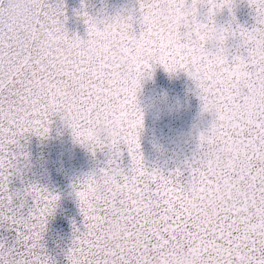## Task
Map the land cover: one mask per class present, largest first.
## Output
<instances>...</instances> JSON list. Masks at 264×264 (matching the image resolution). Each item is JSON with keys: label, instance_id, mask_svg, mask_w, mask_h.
<instances>
[{"label": "snow or ice", "instance_id": "1", "mask_svg": "<svg viewBox=\"0 0 264 264\" xmlns=\"http://www.w3.org/2000/svg\"><path fill=\"white\" fill-rule=\"evenodd\" d=\"M249 2L256 13L252 28L217 24V10H231L234 0H139L138 15L104 19L84 7L77 14L85 18L87 39L69 34L63 0H31L33 14L24 26L0 22V220L15 230L14 243L0 241V264H55L43 235L59 194L37 184L27 185L23 194L8 186L27 160L21 138L47 135L56 105L74 123L104 119L123 129L130 165L121 167L120 147L113 142L111 158L100 171L124 172L143 202L121 209L131 231L162 247H197L203 264H264V0ZM202 6L207 8L203 15ZM157 63L193 79L204 109H215L214 127L225 142L239 137L249 144L244 180L253 186V196H245L239 206L222 205L213 219L205 220L202 212L196 214L200 220L185 214L181 193L188 174L211 183L215 169L186 161L184 168L165 173L149 168L138 151L135 88L140 74ZM93 179L87 175L73 184L82 204ZM25 197L33 201L27 212ZM80 211L90 229L95 217L85 207ZM111 211L106 207L102 215ZM106 247L98 232L76 226L68 264H101ZM115 258L120 264L140 260L135 247L115 249Z\"/></svg>", "mask_w": 264, "mask_h": 264}, {"label": "water", "instance_id": "2", "mask_svg": "<svg viewBox=\"0 0 264 264\" xmlns=\"http://www.w3.org/2000/svg\"><path fill=\"white\" fill-rule=\"evenodd\" d=\"M66 9V27L70 35L78 34L87 39V24L78 10L86 7L93 17L104 19L117 13L138 15L139 0H63ZM201 14H206L202 6ZM217 24H239L246 28L256 25L255 8L249 0H234V7H224L215 14ZM193 79L184 71H167L162 64H155L151 78L145 83L140 97L144 106L143 128L140 135V151L149 168H163L167 173L177 167L184 168L191 146L177 149L172 138L180 131L191 127L201 112L200 97L195 92ZM179 104L177 110L175 105ZM211 119V116H208ZM23 150L28 153L20 173L9 178V191L23 194L29 184H37L58 193L60 199L55 212L49 216L43 235L45 250L55 264H68L66 252L73 240V229L83 226V214L73 190L76 180L86 174L93 165L104 166L111 158L105 147L93 155L77 143L70 129L60 116L53 118L50 131L45 136L27 133L21 138ZM119 163L127 168L131 163L127 144H120ZM167 149L162 154L160 149ZM33 201L25 197L23 211ZM0 241L15 242V230L8 221L0 220Z\"/></svg>", "mask_w": 264, "mask_h": 264}, {"label": "clouds", "instance_id": "3", "mask_svg": "<svg viewBox=\"0 0 264 264\" xmlns=\"http://www.w3.org/2000/svg\"><path fill=\"white\" fill-rule=\"evenodd\" d=\"M30 3L31 0H0V22L13 26L16 24L26 25L27 17L33 14L29 6ZM151 76V70L141 73L135 88L134 105L141 119L136 128L139 152H141L140 135L144 118V106H142L140 97L143 94L145 83ZM194 90L197 94L196 85ZM175 107L178 110L180 106L177 104ZM209 115L211 119H208ZM56 116H60L67 128L70 129L73 139L93 155L96 152L93 150L94 146L103 145L104 148L109 149L113 142L119 146L124 143L123 129L117 122L99 119L84 124L74 123L64 112L62 106L56 105L49 116V131L53 118ZM216 123L215 109H204L201 101L199 117L190 128L178 132L172 138V143L177 149L182 150L186 145L191 146L185 162L195 161L204 169H215L218 174L211 183H202L200 178L193 177L191 174L185 177L181 193L183 196L182 206L185 214H191L197 220L201 219L196 215L198 212L203 213L205 220L213 219L222 205L239 206V202L245 196L249 198L253 196V186L244 180L248 168L243 157L249 153L248 142L239 137L225 142L214 127ZM210 138H212L211 142ZM160 151L162 154H166L167 149L161 148ZM104 166L93 165L86 174L77 179L82 180L87 175L94 178L87 203L82 204L75 195L80 210L81 207H85L89 215L95 217L90 229L83 223V226L79 227L80 231L83 232L87 229L93 234L98 232L102 246L107 245L104 248L106 255L101 264H120L119 259L115 258V249L128 250L134 247L138 249L139 264H203L201 251L197 247H162L150 244L138 232L131 231L126 222L127 217L121 212V209L142 207L143 202L131 191L130 183L124 180V172L109 170L102 173L100 169ZM159 169L164 171L163 168ZM222 170H226L227 175H223ZM256 195L258 196V194ZM106 207H110L112 211L102 215ZM7 259L11 260V257Z\"/></svg>", "mask_w": 264, "mask_h": 264}]
</instances>
